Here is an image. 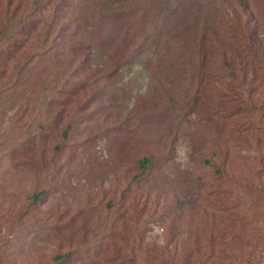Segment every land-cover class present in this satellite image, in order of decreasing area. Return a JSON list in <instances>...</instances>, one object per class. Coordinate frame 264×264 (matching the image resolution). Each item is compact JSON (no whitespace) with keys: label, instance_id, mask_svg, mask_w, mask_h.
<instances>
[{"label":"rangeland","instance_id":"374dc122","mask_svg":"<svg viewBox=\"0 0 264 264\" xmlns=\"http://www.w3.org/2000/svg\"><path fill=\"white\" fill-rule=\"evenodd\" d=\"M7 18L0 264H264V0H0Z\"/></svg>","mask_w":264,"mask_h":264},{"label":"trees","instance_id":"16d2710c","mask_svg":"<svg viewBox=\"0 0 264 264\" xmlns=\"http://www.w3.org/2000/svg\"><path fill=\"white\" fill-rule=\"evenodd\" d=\"M152 12L151 10L147 9V13ZM172 14L173 9L168 7L167 9L163 10L161 12V16L163 17L162 21H164L165 18H167L169 15ZM11 18H7L6 21H3V24L0 25V46H4L7 45V47H10L12 45V41H14L16 39V35L18 34L19 30H21L24 27V20L23 19H19L16 21H10ZM15 38V39H14ZM18 39L15 40V43H20ZM146 42V41H145ZM166 46H163V48H165ZM6 51L5 49H3L2 47L0 48V53ZM156 50H152L150 51L149 55L152 56L153 52H155ZM1 55V54H0ZM3 59H1L2 61ZM158 60H161L158 57ZM1 79V78H0ZM149 164V160L144 159L143 160V167H146Z\"/></svg>","mask_w":264,"mask_h":264}]
</instances>
